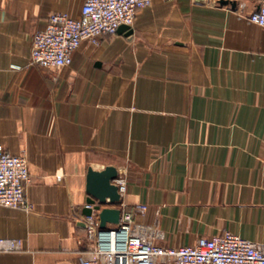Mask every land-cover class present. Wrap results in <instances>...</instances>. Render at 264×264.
Here are the masks:
<instances>
[{
	"label": "crops",
	"instance_id": "0c3cea01",
	"mask_svg": "<svg viewBox=\"0 0 264 264\" xmlns=\"http://www.w3.org/2000/svg\"><path fill=\"white\" fill-rule=\"evenodd\" d=\"M83 5L0 0V143L27 158L33 207H0V264H83L91 167L126 175L123 207L147 206L136 221H158L164 246L226 232L264 244L257 0H155L133 35L84 41L69 67L30 66L34 33Z\"/></svg>",
	"mask_w": 264,
	"mask_h": 264
},
{
	"label": "built area",
	"instance_id": "2783aa9c",
	"mask_svg": "<svg viewBox=\"0 0 264 264\" xmlns=\"http://www.w3.org/2000/svg\"><path fill=\"white\" fill-rule=\"evenodd\" d=\"M155 0H84L80 18L56 14L32 37L30 66L47 70L69 67L84 41L99 44L105 36H114L122 26L134 28L138 12ZM248 20L264 28V0ZM264 169V155L262 157ZM30 182L28 160L10 154L0 143V207L33 210L27 201L26 186ZM122 198L128 189L126 175L119 173L114 181ZM90 216H81L86 225L88 251L83 264H264V244L247 240L231 232L211 238H200L194 245L168 247L161 244L165 233L160 223H140L148 207L122 210L119 225L109 233L101 231L94 206ZM109 236V237H108Z\"/></svg>",
	"mask_w": 264,
	"mask_h": 264
},
{
	"label": "water",
	"instance_id": "95a60500",
	"mask_svg": "<svg viewBox=\"0 0 264 264\" xmlns=\"http://www.w3.org/2000/svg\"><path fill=\"white\" fill-rule=\"evenodd\" d=\"M221 3L230 4L231 2L222 1ZM118 33L131 36L133 30L127 26H122ZM118 178L119 171L114 166H108L102 171H97L92 167L88 170L87 205L94 206L100 220L101 231L105 233L111 231L108 225H119L121 220L122 210L120 206L123 203V198L119 193L118 186L114 183ZM92 212V209L85 208L83 214L84 216H90Z\"/></svg>",
	"mask_w": 264,
	"mask_h": 264
}]
</instances>
